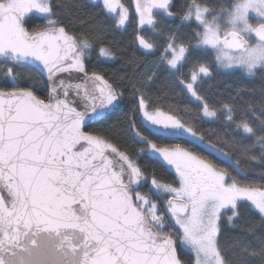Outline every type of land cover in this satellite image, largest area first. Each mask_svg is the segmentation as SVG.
I'll return each mask as SVG.
<instances>
[{"label": "snow or ice", "instance_id": "snow-or-ice-1", "mask_svg": "<svg viewBox=\"0 0 264 264\" xmlns=\"http://www.w3.org/2000/svg\"><path fill=\"white\" fill-rule=\"evenodd\" d=\"M93 3L111 23L71 0H0V264H264V93L237 89L217 107L201 87L211 64L264 79V0ZM133 15L134 42L158 58L129 57L131 75L90 69L124 54L114 33ZM161 66L196 105L193 125L148 94ZM129 87L132 106L109 123ZM200 120L240 138L218 136L229 152L204 144ZM128 139L174 178L139 163L146 149Z\"/></svg>", "mask_w": 264, "mask_h": 264}, {"label": "trees", "instance_id": "trees-1", "mask_svg": "<svg viewBox=\"0 0 264 264\" xmlns=\"http://www.w3.org/2000/svg\"><path fill=\"white\" fill-rule=\"evenodd\" d=\"M75 4L82 5L83 7L80 9V15L84 17L86 21L95 22V23H105L109 24L111 21H108L101 10L95 6L94 3L89 0H71ZM127 6L130 9V12H133V1L132 0H124ZM183 0H174V3L179 6ZM75 11V9H73ZM175 10V9H174ZM79 28L80 25L77 24ZM134 29H135V17L133 15V21L129 25L127 32H116L114 33L115 39L120 42L121 48L124 49V54L122 56H118V59L114 61H109L106 63H101L93 58L92 63L89 64V68L91 69L93 66L96 68H103L106 70L107 74L111 77L113 74L116 75H131L133 72V68L130 64H128L129 57H137L139 60L144 61H152L158 58L159 53L155 56L152 55H144L143 51L140 50L136 43L134 42ZM146 37H151V33L149 30H145L143 33ZM157 43L163 46V37L156 38ZM208 62L211 63V57L208 58ZM213 70L212 79L206 80V82H202V94L209 100L210 103L215 104L217 107L220 106L222 102H226L230 95H234L237 89H242L245 92V99H249L250 97L247 93L251 92L252 98L259 99L262 93H264V79H261L259 76L253 79H242L239 76H233L229 73L224 72L223 70H219L215 67L214 64H211ZM188 67L183 69L182 71L187 73ZM33 76H37L38 74L32 73ZM132 89L129 87L125 92V98L122 102L120 108L112 115L109 123L116 122L117 120L123 121L125 114L128 112L129 108L132 106ZM148 94L151 95L154 99L157 100L158 106L162 108V110L167 111L169 108H172L175 112L182 115L183 118L189 125H193L192 117L196 115V105L189 101L188 96L182 92L176 85L173 83V79L169 78V72L166 70V66H161V69L157 73L156 82L150 86L148 89ZM185 108L190 109L191 111L188 115H184ZM137 122L139 123V117H137ZM93 127H100V125H93ZM126 127V124L124 125ZM196 130L199 133H203L205 136L204 144L213 143L216 144L217 148H223L225 152H229V145L227 143H221L218 139V136H224L226 133L230 137H235L239 139L231 128H226L221 121H208V120H200L195 125ZM145 134L149 135L150 139H153L155 142L160 144H173V143H185L186 141L180 137H174L169 135L164 130H160L159 135H152L147 131V129H142ZM129 136L131 133L128 134ZM185 136L187 134L185 133ZM192 147V145H188ZM127 147L131 149H135L139 151L141 148H145L146 150L138 157L139 163L142 165H146L149 168H155L159 174L165 176L168 180H172L174 178V172H172L166 164L160 159L151 156L148 153V149L146 145L143 143H139L136 140L128 139ZM203 145L196 146L197 151H201ZM211 153L212 159H216L219 155L213 149H208L204 151L202 154L209 155ZM231 154V153H230ZM217 163H220V160L217 159Z\"/></svg>", "mask_w": 264, "mask_h": 264}, {"label": "rangeland", "instance_id": "rangeland-1", "mask_svg": "<svg viewBox=\"0 0 264 264\" xmlns=\"http://www.w3.org/2000/svg\"><path fill=\"white\" fill-rule=\"evenodd\" d=\"M90 2H92L93 3V0H89ZM0 79H2V77H0ZM148 153L151 155V156H154V157H156V158H158V159H160L158 156H156V155H154L153 153H151V151L150 150H148ZM161 160V159H160ZM162 161V160H161ZM168 168H169V166H167ZM170 169V168H169ZM172 172H174V170L173 169H170Z\"/></svg>", "mask_w": 264, "mask_h": 264}, {"label": "flooded vegetation", "instance_id": "flooded-vegetation-1", "mask_svg": "<svg viewBox=\"0 0 264 264\" xmlns=\"http://www.w3.org/2000/svg\"><path fill=\"white\" fill-rule=\"evenodd\" d=\"M133 1V3H134V0H132Z\"/></svg>", "mask_w": 264, "mask_h": 264}]
</instances>
